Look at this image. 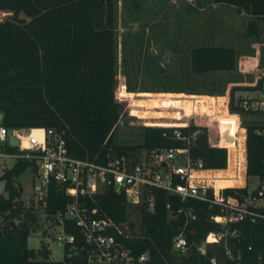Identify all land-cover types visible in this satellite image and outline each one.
<instances>
[{
  "label": "trees",
  "instance_id": "trees-1",
  "mask_svg": "<svg viewBox=\"0 0 264 264\" xmlns=\"http://www.w3.org/2000/svg\"><path fill=\"white\" fill-rule=\"evenodd\" d=\"M264 18V0H212ZM115 0H0V114L7 129L56 128L64 131L69 153L82 159L104 162L108 154H134L137 149L151 151L181 145L174 139L171 126L148 125L144 128L143 143L122 147L113 143L112 134L120 117L119 104L114 98L116 89ZM236 51L232 47L197 46L190 53V67L195 74L233 71ZM168 104L169 101L163 102ZM244 108L231 103L230 112L244 113ZM221 113L216 117L220 130L219 146L209 143L208 130L193 125L182 126L183 134L198 130L190 147L192 159H201L207 168L223 169L227 164V149H243L244 137L234 115ZM245 128L246 174L264 182V127L247 124ZM241 131V132H240ZM237 132V135H235ZM235 137V138H234ZM13 153L17 149L3 145ZM237 162L234 166H237ZM34 163L18 160L2 175L6 195L0 193V264H70L66 254L62 261L47 256L37 257L27 246L28 236L35 232L36 216L25 209L20 186L16 179ZM232 167V165L230 166ZM238 170V169H237ZM221 170L206 174L214 178L217 187H228L224 193L237 200L247 194L246 187H231L239 181L236 171ZM259 188V187H258ZM257 190L253 192L256 195ZM43 206L45 214L62 209L68 198L54 182L48 184ZM102 215L115 223L127 219V204L122 194L107 190L87 201ZM193 207L196 219L186 226L191 243L187 256H178L172 249V238L184 225V216H170V210ZM264 213V207L257 208ZM219 213L217 206L193 198L181 201L176 195L158 192L155 211L142 212L143 236L125 241L137 254L148 252L157 263L209 264L215 255L224 257L221 243L208 244L203 255L198 246L208 232L220 225L210 217ZM239 237L231 239L233 251H240L244 264L264 260V220L256 223H231ZM76 232V228L68 227ZM250 247V249H249ZM47 251V250H46ZM66 253V249H65ZM74 264V263H71Z\"/></svg>",
  "mask_w": 264,
  "mask_h": 264
},
{
  "label": "rangeland",
  "instance_id": "rangeland-1",
  "mask_svg": "<svg viewBox=\"0 0 264 264\" xmlns=\"http://www.w3.org/2000/svg\"><path fill=\"white\" fill-rule=\"evenodd\" d=\"M115 5L114 98L120 108L112 134L116 145H141L148 125L206 128L209 143L219 145L213 140L218 139L216 117L220 111L231 114V103L242 107L244 99L251 106L255 99L264 101V18L212 0H115ZM197 46L234 48L235 69L193 73L190 53ZM243 110L236 113L239 118L235 116L239 128L247 124L264 127V110ZM144 152L137 149L134 155ZM14 163V159L0 158V176ZM14 184L22 190L25 209L36 216L35 232L27 238L28 248L43 258L40 250L45 245L49 259L62 261L65 248L51 237V218L33 198V188L39 185L34 167L28 166ZM243 185L252 190L259 186V180L245 176L233 187ZM0 193L6 195L4 180H0ZM258 204L264 206V199ZM126 213L128 233L140 236V215L131 207Z\"/></svg>",
  "mask_w": 264,
  "mask_h": 264
},
{
  "label": "built area",
  "instance_id": "built-area-1",
  "mask_svg": "<svg viewBox=\"0 0 264 264\" xmlns=\"http://www.w3.org/2000/svg\"><path fill=\"white\" fill-rule=\"evenodd\" d=\"M261 93L264 97V84ZM242 107L245 110H264V101L255 99L254 106H251V102L244 99ZM8 130L1 124L0 119V158L34 163L35 177L39 180V185L33 188L36 203L45 205L50 182H54L58 190L68 198L62 209L51 213V237L64 246L70 264H184L178 261L157 263L152 261L148 252L137 254L127 247L125 241L140 238L143 233L140 236L129 234L126 220L115 223L111 218L102 215L98 208L86 205L88 200L95 195L104 194L107 190L124 195L127 208L131 207L140 215V223L142 212L154 213L157 193L161 191L176 195L181 201L193 198L207 203L209 207L217 206L219 213L211 216L210 220L219 224L220 228L208 232L203 240L205 248L202 249L200 244L197 249L204 255L208 244L221 243L224 257L218 259L213 255L208 259L209 264H244L240 251L234 252L231 242V239L239 237V231L230 228V224L264 220V213L257 210L264 207L258 204L264 199V182L259 188L247 189L242 200H237L224 193L228 187H217L215 179L206 176L217 170L226 175L230 168L239 177L235 184L241 183L247 176L244 131L240 133L244 137L243 149L230 151L225 147L226 167L212 169L205 167L201 159H192L190 156V147L198 130L183 134L179 127H174L173 137L181 141V145L149 152L144 150L142 156L111 153L104 162L71 155L66 147L63 130L45 127L10 129L18 141L17 146L9 144ZM24 143H27V147L23 146ZM6 144L15 147L17 151L7 152L3 148ZM236 161L237 166H234ZM256 190L255 195L253 192ZM178 215H183L185 220L172 238V249L178 256L184 257L191 248L186 236V226L196 219V214L193 207L181 206L170 210L171 217ZM68 227L76 228V232L68 231ZM257 264H264L261 256H258Z\"/></svg>",
  "mask_w": 264,
  "mask_h": 264
},
{
  "label": "water",
  "instance_id": "water-1",
  "mask_svg": "<svg viewBox=\"0 0 264 264\" xmlns=\"http://www.w3.org/2000/svg\"><path fill=\"white\" fill-rule=\"evenodd\" d=\"M8 136H9V144L11 146H17L18 145V141L13 137L12 132H11L10 129L8 130ZM23 146L27 147V143H24ZM0 180H2V176H0ZM201 248L202 249L205 248V242L204 241L201 243ZM40 251H41V253H42V255L44 257L47 256V251H46L45 245L42 246ZM77 264H81V263H77Z\"/></svg>",
  "mask_w": 264,
  "mask_h": 264
},
{
  "label": "crops",
  "instance_id": "crops-1",
  "mask_svg": "<svg viewBox=\"0 0 264 264\" xmlns=\"http://www.w3.org/2000/svg\"><path fill=\"white\" fill-rule=\"evenodd\" d=\"M231 115H234V116H238V114H236V113H231ZM2 118V115L0 114V119ZM238 118H239V116H238ZM243 130H244V136L246 135V132H245V128L243 127L242 128ZM241 129V130H242ZM5 160V159H4Z\"/></svg>",
  "mask_w": 264,
  "mask_h": 264
}]
</instances>
